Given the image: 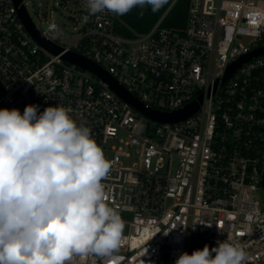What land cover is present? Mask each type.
<instances>
[{"label": "built area", "instance_id": "2783aa9c", "mask_svg": "<svg viewBox=\"0 0 264 264\" xmlns=\"http://www.w3.org/2000/svg\"><path fill=\"white\" fill-rule=\"evenodd\" d=\"M174 2L150 31L131 37L115 14L85 21L86 7L73 42L58 22L41 28L32 19L61 48L56 54L27 30L13 0H0V109H70L111 165L103 184L124 222L120 247L72 264H175L224 240L243 248L242 264H264V55L223 80L232 63L264 46V0H190L183 27L162 26ZM66 53L98 64L146 109L172 113L194 101L199 109L155 120Z\"/></svg>", "mask_w": 264, "mask_h": 264}, {"label": "clouds", "instance_id": "9594fccd", "mask_svg": "<svg viewBox=\"0 0 264 264\" xmlns=\"http://www.w3.org/2000/svg\"><path fill=\"white\" fill-rule=\"evenodd\" d=\"M168 3L85 0L83 19L136 8L155 13ZM70 111L0 109V264H72L74 256L110 257L120 247L124 222L106 202L103 184L110 162ZM245 257L240 245L224 240L183 252L175 264H242Z\"/></svg>", "mask_w": 264, "mask_h": 264}, {"label": "water", "instance_id": "95a60500", "mask_svg": "<svg viewBox=\"0 0 264 264\" xmlns=\"http://www.w3.org/2000/svg\"><path fill=\"white\" fill-rule=\"evenodd\" d=\"M13 1L16 7L18 8L19 17L21 18L22 22L24 23L27 30L31 33V35L40 44H42L44 47H46L48 50L52 51L53 53L57 54L61 52L60 47L52 44L43 37L41 32L38 30V28L32 21V18L28 13L26 7L24 5H20L22 0H13ZM259 55H264V46H260L252 50L251 52H249V54L244 55L238 61L232 63L228 67L226 71V75L223 80L225 81L233 72H235L242 65L243 62H246ZM64 58L70 62L77 64L82 68L91 70L92 72L96 73L105 82H107L109 86L113 90H115L124 100H126L127 102L138 108L140 111H142L144 114L155 120L163 121V122L165 121L175 122L187 118L188 116L195 113L199 109L200 103L197 101H194L191 104L187 105L185 108L172 113H159L156 111L146 109L131 93H129L121 84H119L118 81L113 76H111L108 72H106L102 67H100L95 62L74 53H66L64 55ZM201 101H202V97L200 98V102ZM263 185H264V180H263Z\"/></svg>", "mask_w": 264, "mask_h": 264}, {"label": "rangeland", "instance_id": "374dc122", "mask_svg": "<svg viewBox=\"0 0 264 264\" xmlns=\"http://www.w3.org/2000/svg\"><path fill=\"white\" fill-rule=\"evenodd\" d=\"M24 4L33 21L41 28L56 21L62 26L70 42L79 38L80 34L75 27L80 26L77 17L80 9L85 7L82 0H24ZM258 199L264 201L261 191L258 192Z\"/></svg>", "mask_w": 264, "mask_h": 264}, {"label": "trees", "instance_id": "16d2710c", "mask_svg": "<svg viewBox=\"0 0 264 264\" xmlns=\"http://www.w3.org/2000/svg\"><path fill=\"white\" fill-rule=\"evenodd\" d=\"M174 1L169 0L168 4L155 13L150 8H146L141 15V9H133L128 14L120 16L118 31L129 37L150 31ZM189 2L190 0H176L163 20L162 26L183 27L186 22Z\"/></svg>", "mask_w": 264, "mask_h": 264}]
</instances>
